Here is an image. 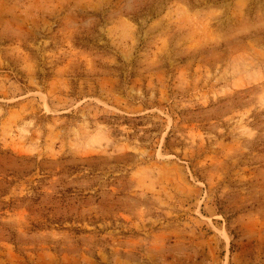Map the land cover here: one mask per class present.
Wrapping results in <instances>:
<instances>
[{"label":"rangeland","instance_id":"1","mask_svg":"<svg viewBox=\"0 0 264 264\" xmlns=\"http://www.w3.org/2000/svg\"><path fill=\"white\" fill-rule=\"evenodd\" d=\"M0 264H264V0H0Z\"/></svg>","mask_w":264,"mask_h":264}]
</instances>
